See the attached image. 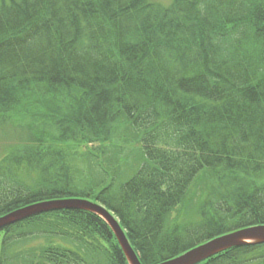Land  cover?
<instances>
[{"label":"trees","instance_id":"obj_1","mask_svg":"<svg viewBox=\"0 0 264 264\" xmlns=\"http://www.w3.org/2000/svg\"><path fill=\"white\" fill-rule=\"evenodd\" d=\"M0 1V125L25 130L0 156V216L98 202L142 264L264 225V0ZM121 126L144 163L117 185L79 149ZM0 264L127 262L102 219L62 211L0 231ZM202 264H264V245Z\"/></svg>","mask_w":264,"mask_h":264},{"label":"water","instance_id":"obj_2","mask_svg":"<svg viewBox=\"0 0 264 264\" xmlns=\"http://www.w3.org/2000/svg\"><path fill=\"white\" fill-rule=\"evenodd\" d=\"M64 209L84 210L99 215L112 229L128 263L141 264L117 220L104 208L85 201H52L17 210L0 218V230L41 214ZM258 244H264V226L248 228L223 236L164 264H200L229 249Z\"/></svg>","mask_w":264,"mask_h":264},{"label":"rangeland","instance_id":"obj_3","mask_svg":"<svg viewBox=\"0 0 264 264\" xmlns=\"http://www.w3.org/2000/svg\"><path fill=\"white\" fill-rule=\"evenodd\" d=\"M149 1L152 4L156 3V4H161V5H166L167 6V5H169L171 3L172 0H149ZM14 128H15V126H14ZM128 135H130L129 141L132 144L134 143V141H133L134 138L133 137H135V138L137 137L138 138V135H137L136 131H131L130 133L128 132ZM14 138H15V131L13 129L6 127L5 129L0 130V146H9V145H11L13 143V141H14ZM110 143H112V142H110ZM70 146L73 147V148H76V145H74V144H70L69 147ZM134 149H135V145H131L130 147H128V151H127L125 157L118 156L119 168L123 169V165L127 164V165H129L131 167L132 171H135L139 167L140 161H139V159H137V156H136V154L133 151ZM130 153H131V156L129 158ZM125 180H122L120 182H124ZM201 186H203V185H201ZM186 219H188V218L186 217ZM40 244H44V242H42L41 239L35 240V241H31V242L27 243L26 245L28 247H33V246L36 247V246H38Z\"/></svg>","mask_w":264,"mask_h":264}]
</instances>
